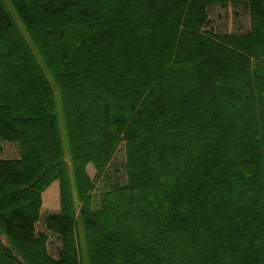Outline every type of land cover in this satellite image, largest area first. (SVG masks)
Segmentation results:
<instances>
[{
  "label": "trees",
  "instance_id": "1",
  "mask_svg": "<svg viewBox=\"0 0 264 264\" xmlns=\"http://www.w3.org/2000/svg\"><path fill=\"white\" fill-rule=\"evenodd\" d=\"M9 1L56 85L0 0V264H86L80 223L88 264H264V0ZM240 1L248 32L207 30Z\"/></svg>",
  "mask_w": 264,
  "mask_h": 264
},
{
  "label": "rangeland",
  "instance_id": "2",
  "mask_svg": "<svg viewBox=\"0 0 264 264\" xmlns=\"http://www.w3.org/2000/svg\"><path fill=\"white\" fill-rule=\"evenodd\" d=\"M6 3L7 6L9 7V10L11 9L10 11L13 14V17H15L16 21L18 22L22 31L27 37L30 45L32 46L33 50L38 56L39 61L42 63L48 78L55 86L56 82L53 76L51 75L50 71L45 66V64H43L41 56L39 55L35 45L33 44L31 38L29 37V34L27 33L25 26L18 18L15 9H13L14 7L11 6L12 4L10 3L9 0H6ZM209 19L210 20L207 30L208 31L214 30L216 34L246 33L250 30V15L247 11L246 4L244 3V1H240L238 3L230 2L225 5L212 6L209 9ZM57 104H58L59 121L62 131V139L65 150L67 153H69V144L67 138L63 106L61 103V99H59V97L57 99ZM15 158H19L18 146L13 143L0 141V159L9 160ZM88 172L93 179H96V170L93 167V165L88 166ZM107 182L110 183L111 186L124 185L127 182L125 143L121 145L109 167ZM105 188H106L105 182L100 181L96 183V189L94 192V196L96 197L95 198L96 203L99 200V195L105 190ZM54 189H57L56 192H53ZM59 189H60L59 183L55 182L50 186V188L46 192H44L43 214L40 222L37 224V230L39 233H46L49 235V251L54 258L58 257L62 244L58 236L47 231L44 223L48 214H50L51 212H56L60 209ZM50 191L53 193L50 194L49 193ZM80 229H81L82 253L84 255L86 264H88V253L84 241V229L82 223H80ZM4 241L6 242L5 239Z\"/></svg>",
  "mask_w": 264,
  "mask_h": 264
},
{
  "label": "crops",
  "instance_id": "3",
  "mask_svg": "<svg viewBox=\"0 0 264 264\" xmlns=\"http://www.w3.org/2000/svg\"><path fill=\"white\" fill-rule=\"evenodd\" d=\"M57 182H58V181H57ZM58 183H59V182H58ZM59 187H60V185H59ZM56 190H57V189H54L53 192H56ZM59 190H60V189H59ZM59 193H60V191H59ZM43 195H44V194H43ZM43 200H44V198H43Z\"/></svg>",
  "mask_w": 264,
  "mask_h": 264
}]
</instances>
